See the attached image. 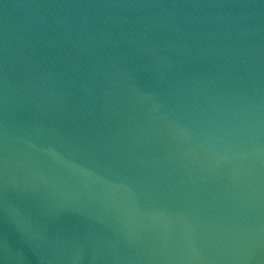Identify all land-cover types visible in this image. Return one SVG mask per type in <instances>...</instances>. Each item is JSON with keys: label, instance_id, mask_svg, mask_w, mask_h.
Returning <instances> with one entry per match:
<instances>
[{"label": "water", "instance_id": "1", "mask_svg": "<svg viewBox=\"0 0 264 264\" xmlns=\"http://www.w3.org/2000/svg\"><path fill=\"white\" fill-rule=\"evenodd\" d=\"M0 264H264V0H0Z\"/></svg>", "mask_w": 264, "mask_h": 264}]
</instances>
